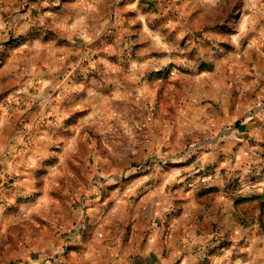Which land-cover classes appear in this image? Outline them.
Segmentation results:
<instances>
[{
    "label": "rangeland",
    "instance_id": "1",
    "mask_svg": "<svg viewBox=\"0 0 264 264\" xmlns=\"http://www.w3.org/2000/svg\"><path fill=\"white\" fill-rule=\"evenodd\" d=\"M152 13L128 27L125 53L93 54L81 37L77 61L64 59L68 68L57 78L79 89L87 84L90 96L84 85L75 106L64 103L71 117L44 132L45 159L33 167V192L22 198L15 219V235L26 240L31 257L19 258L20 243L13 264H70L72 250L91 239L108 248L127 241L152 209L171 214L191 199L205 204V177L215 167L205 168L203 156L236 124L231 114L238 99L260 83L241 65L264 62V0H177L171 18ZM39 63L32 58L17 73L34 90L0 102L5 117L21 121L9 143L13 158H29L35 146L29 116L39 113L46 124L56 119L57 91L41 93ZM26 139L27 150H17ZM5 169L13 187L18 174L0 163V175ZM229 177L210 192L230 190ZM163 217L165 224L169 214Z\"/></svg>",
    "mask_w": 264,
    "mask_h": 264
},
{
    "label": "crops",
    "instance_id": "2",
    "mask_svg": "<svg viewBox=\"0 0 264 264\" xmlns=\"http://www.w3.org/2000/svg\"><path fill=\"white\" fill-rule=\"evenodd\" d=\"M176 2L159 0L151 5L146 0H0V102L18 96L22 99L26 88L34 90L31 81L24 83L17 74L20 66L32 58L40 61L38 71L45 74L40 90L43 96H48L50 90L57 91L52 104L55 122L46 124L39 113H30L27 126L35 146L29 158H13L9 143L21 121L5 117L0 107V163L18 174L13 187H0V264L16 263L20 243L19 258L31 257L26 240L19 241L15 235V219L24 209L22 198L33 192V167L45 159L39 147L46 141L44 132L50 125L60 128V123L71 117L63 112L67 108L64 103L75 106L82 96L85 82L79 89L78 84L57 78L68 68L64 59L77 61L81 37L88 39L86 48L93 54L125 53L127 47L122 43L128 27L153 15L152 11L155 16L171 18ZM20 41L24 44L19 45ZM94 66L103 67L98 63ZM241 66L254 70L252 81L258 79L260 83L248 89L244 101L238 99L231 114L236 124L219 145L203 156L205 168L215 167L205 177V204L195 205L191 199L171 214L160 208L153 213L152 209L151 217L136 224L127 241L117 239V245L108 248L105 243L95 245L91 239L72 250L74 261L71 259L70 264H264V72L262 78L256 74L264 70V62ZM22 86L25 91H21ZM85 87L88 97L91 87ZM34 96L32 92L24 99ZM228 172L231 189L210 192L216 188L211 186L223 185L222 177ZM166 214L169 217L163 224ZM77 253L86 258H76Z\"/></svg>",
    "mask_w": 264,
    "mask_h": 264
},
{
    "label": "built area",
    "instance_id": "3",
    "mask_svg": "<svg viewBox=\"0 0 264 264\" xmlns=\"http://www.w3.org/2000/svg\"><path fill=\"white\" fill-rule=\"evenodd\" d=\"M148 4H156L158 3L159 0H146ZM28 140L26 139L25 143H22V145H20L17 150L19 151H25L27 150V142ZM14 183V177L9 173V171L7 169H5L2 173H1V183H0V187H4V188H9L13 185Z\"/></svg>",
    "mask_w": 264,
    "mask_h": 264
}]
</instances>
